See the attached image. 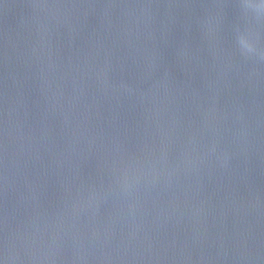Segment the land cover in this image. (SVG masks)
<instances>
[{"label":"water","instance_id":"water-1","mask_svg":"<svg viewBox=\"0 0 264 264\" xmlns=\"http://www.w3.org/2000/svg\"><path fill=\"white\" fill-rule=\"evenodd\" d=\"M0 264H264V0H0Z\"/></svg>","mask_w":264,"mask_h":264}]
</instances>
